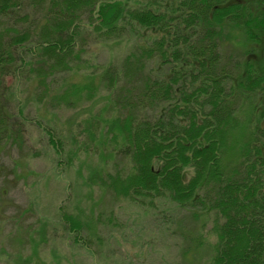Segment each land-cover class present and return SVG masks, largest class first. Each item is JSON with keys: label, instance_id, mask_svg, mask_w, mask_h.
I'll return each mask as SVG.
<instances>
[{"label": "trees", "instance_id": "obj_1", "mask_svg": "<svg viewBox=\"0 0 264 264\" xmlns=\"http://www.w3.org/2000/svg\"><path fill=\"white\" fill-rule=\"evenodd\" d=\"M231 34L239 47L226 57ZM87 36L134 43L97 74L120 114L68 121L83 132V141L67 135L73 159L99 141L100 166L86 178L148 209L167 198L199 215L214 211L208 264H264V55L255 61L246 50L250 42L264 50V0H0V147H22L38 125L62 155L66 140L24 115L17 88L32 80L35 100L52 110L94 100L92 80L52 93L60 74L88 62ZM113 159L127 168L105 170ZM58 212L80 242L84 223Z\"/></svg>", "mask_w": 264, "mask_h": 264}, {"label": "rangeland", "instance_id": "obj_2", "mask_svg": "<svg viewBox=\"0 0 264 264\" xmlns=\"http://www.w3.org/2000/svg\"><path fill=\"white\" fill-rule=\"evenodd\" d=\"M231 37L226 57L235 45L239 47L236 36ZM133 43L134 38L100 43L87 36L84 50L80 49L88 62L81 69L57 77L58 85L52 93L65 86L67 92L74 93V86L80 88L94 81L97 90L91 102L73 95V104L52 110L47 99L37 103L32 80L17 88L24 115L41 117L66 142L64 152L58 156L37 125L29 127L22 147H0V264H208L212 259L217 242L212 229L214 211L199 215L195 211L200 210L167 198L156 199L154 209H148L114 197L86 178L92 177L95 166H100V156L94 152L98 140L87 141L89 153L74 159L70 156L74 139L67 135H76L77 140L83 141L80 127L71 131L74 126H70V119L77 123L87 116L102 114L111 119L120 114L112 104L111 94L99 85L97 74L107 64L118 63ZM251 43H247L246 50L256 61L264 50L262 45ZM62 122L67 127L65 131ZM229 152L232 155L234 147ZM126 168L120 159L108 160L104 167L111 172ZM191 173L187 170L185 179ZM59 206L84 223L80 242L68 235L60 222Z\"/></svg>", "mask_w": 264, "mask_h": 264}]
</instances>
